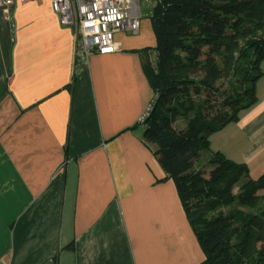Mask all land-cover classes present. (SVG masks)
Here are the masks:
<instances>
[{"label": "crops", "instance_id": "obj_1", "mask_svg": "<svg viewBox=\"0 0 264 264\" xmlns=\"http://www.w3.org/2000/svg\"><path fill=\"white\" fill-rule=\"evenodd\" d=\"M51 1L0 8V264H200L173 180L130 130L153 98V0H131L139 26L114 33L116 51L80 61ZM260 68L256 102L209 141L252 179L264 173Z\"/></svg>", "mask_w": 264, "mask_h": 264}, {"label": "trees", "instance_id": "obj_2", "mask_svg": "<svg viewBox=\"0 0 264 264\" xmlns=\"http://www.w3.org/2000/svg\"><path fill=\"white\" fill-rule=\"evenodd\" d=\"M153 2L156 45L142 61L152 108L130 130L173 180L204 255L200 264H264V173L252 179L245 163L219 151L207 160L208 177L195 166L200 152L211 150L210 135L256 102L264 0ZM179 119L182 131L173 126Z\"/></svg>", "mask_w": 264, "mask_h": 264}, {"label": "built area", "instance_id": "obj_3", "mask_svg": "<svg viewBox=\"0 0 264 264\" xmlns=\"http://www.w3.org/2000/svg\"><path fill=\"white\" fill-rule=\"evenodd\" d=\"M15 1L0 0V8L9 16ZM131 0H52L51 8L63 25L71 26L76 36V59H84L90 53H112L119 46L114 41L116 31L136 32L139 21L132 17L129 7ZM147 106L141 120L151 111Z\"/></svg>", "mask_w": 264, "mask_h": 264}, {"label": "rangeland", "instance_id": "obj_4", "mask_svg": "<svg viewBox=\"0 0 264 264\" xmlns=\"http://www.w3.org/2000/svg\"><path fill=\"white\" fill-rule=\"evenodd\" d=\"M229 125V124H228ZM228 125H226L225 127H227ZM174 128L178 131H182L184 129V126H185V122L182 120V119H179L177 120L175 123H174ZM212 135V134H211ZM210 135V136H211ZM218 134L215 135V138L218 137L217 136ZM213 137V136H212ZM212 139L211 137H209V141L212 142ZM211 147L213 146L212 143L210 144ZM211 150L209 151H201L200 152V155H199V158L195 161V166L196 167H199L200 169L203 170V176L204 177H208L210 172L212 171V167L210 165H208V162L207 160L209 159V157L211 156ZM240 183L239 182L234 188H233V193L236 194L238 189H239V186H240ZM264 191H260L259 194H263Z\"/></svg>", "mask_w": 264, "mask_h": 264}]
</instances>
